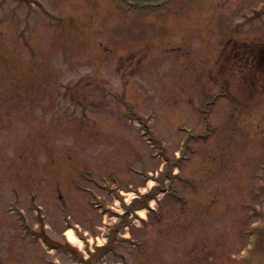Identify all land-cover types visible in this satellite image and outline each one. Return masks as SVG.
Masks as SVG:
<instances>
[{
  "label": "rangeland",
  "instance_id": "rangeland-1",
  "mask_svg": "<svg viewBox=\"0 0 264 264\" xmlns=\"http://www.w3.org/2000/svg\"><path fill=\"white\" fill-rule=\"evenodd\" d=\"M147 8L0 0V264H264V0Z\"/></svg>",
  "mask_w": 264,
  "mask_h": 264
},
{
  "label": "trees",
  "instance_id": "trees-1",
  "mask_svg": "<svg viewBox=\"0 0 264 264\" xmlns=\"http://www.w3.org/2000/svg\"><path fill=\"white\" fill-rule=\"evenodd\" d=\"M256 50L257 49H254V53L252 55H250L251 56L250 59H249V55L248 56H243V57H245V59H243L245 61V63H242L241 72L247 77L252 76V75L255 76L258 73H260V70L263 71V69H264V63L262 65V68H260V67L257 68L256 67L257 65L254 63L255 60H253V58L257 57V55H256L257 51ZM243 53H247V49H243ZM241 57L242 56H240V58ZM238 59H239V57H238Z\"/></svg>",
  "mask_w": 264,
  "mask_h": 264
},
{
  "label": "flooded vegetation",
  "instance_id": "flooded-vegetation-1",
  "mask_svg": "<svg viewBox=\"0 0 264 264\" xmlns=\"http://www.w3.org/2000/svg\"><path fill=\"white\" fill-rule=\"evenodd\" d=\"M221 13H223V12H221ZM243 49H245L244 45H243L242 48H238L237 46L234 47L233 53L236 54L235 57H234L236 63H238V64L245 63V61L243 60V59H245V57H243V56H248L249 55V59H250L251 58L250 55H252L254 53V49H257L256 50L257 51L256 52L257 57L253 58V60H255L254 63L257 65L258 62H261L263 60V57L261 56V51H260L259 47H248V48H246L247 49V53H243ZM240 56H242L241 57L242 59L240 58ZM238 57H239V59H238Z\"/></svg>",
  "mask_w": 264,
  "mask_h": 264
},
{
  "label": "bare ground",
  "instance_id": "bare-ground-1",
  "mask_svg": "<svg viewBox=\"0 0 264 264\" xmlns=\"http://www.w3.org/2000/svg\"><path fill=\"white\" fill-rule=\"evenodd\" d=\"M75 235H76V234H75V232H73V230H69V231H68L69 240H70L71 242H77V241H79V239L76 238Z\"/></svg>",
  "mask_w": 264,
  "mask_h": 264
},
{
  "label": "water",
  "instance_id": "water-1",
  "mask_svg": "<svg viewBox=\"0 0 264 264\" xmlns=\"http://www.w3.org/2000/svg\"><path fill=\"white\" fill-rule=\"evenodd\" d=\"M131 1H144L146 3H156V2H159V1H163V0H131Z\"/></svg>",
  "mask_w": 264,
  "mask_h": 264
}]
</instances>
